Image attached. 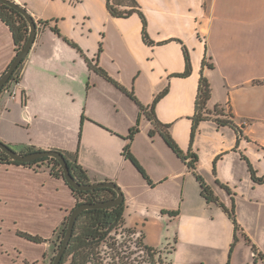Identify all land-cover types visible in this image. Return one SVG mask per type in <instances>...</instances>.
Returning a JSON list of instances; mask_svg holds the SVG:
<instances>
[{
  "label": "crops",
  "instance_id": "1",
  "mask_svg": "<svg viewBox=\"0 0 264 264\" xmlns=\"http://www.w3.org/2000/svg\"><path fill=\"white\" fill-rule=\"evenodd\" d=\"M15 1L36 20L37 35L16 97L8 92L14 83L2 92L8 102L0 108V140L21 153L58 150L77 160L92 183L115 182L130 218L124 228L145 242L137 225L165 226L168 264H264V183L250 171L264 176V0H137L152 46L143 40L140 16L113 17L107 0ZM183 46L192 73L177 77L186 66ZM15 55L12 32L0 19V77ZM87 60L144 107L167 88L156 116L170 124L185 153L191 148L198 156L196 169L219 202L203 197L193 171L141 107ZM201 75L211 88L207 109L227 107L232 124L219 125L216 118L224 116L212 115L191 143ZM134 127L130 150L150 181L123 155ZM75 206L71 187L47 165L0 164V264H48L55 231ZM225 208L234 210L237 231Z\"/></svg>",
  "mask_w": 264,
  "mask_h": 264
},
{
  "label": "trees",
  "instance_id": "2",
  "mask_svg": "<svg viewBox=\"0 0 264 264\" xmlns=\"http://www.w3.org/2000/svg\"><path fill=\"white\" fill-rule=\"evenodd\" d=\"M107 8L109 13L116 18H129L134 14H138L142 19L143 29L142 37L146 44L152 46L156 42L153 41L148 33V22L142 11V8L137 0H107ZM0 19L10 28L13 36L14 43L16 45V54L21 50V48L26 43L29 33V25L24 16L17 11L16 9L4 4L0 1ZM44 25H48L47 21H40ZM53 31L58 35H61L60 30L57 27L53 28ZM68 42L72 43L68 39ZM73 44V43H72ZM74 45V44H73ZM79 48L76 44L74 45ZM184 57L186 61L185 70L182 73H178L175 76L177 77H188L192 73V63L190 53L186 46H183ZM25 61V60H24ZM24 61L19 65V67L13 73L10 81L5 85L2 92L7 90L12 83L19 81L21 68ZM88 65L90 69L96 71L98 74L103 76L108 81L114 83L120 90L125 92L130 98H132L145 113L147 118L152 122L155 129L158 131L161 137L164 139L166 144L173 150V152L181 158L188 167L193 171L196 179L200 183L201 193L203 197L208 202H219L218 197L214 194L211 187L205 182L204 178L197 171V162L198 156L192 152L190 148L188 152H184L176 140L172 137L170 133V124L162 123L156 116L155 108L158 101L167 93V88H165L161 93H159L152 104L149 107H144L138 101L137 97L133 92L127 91L123 86H121L117 81L111 78L108 73L98 65H93L89 60ZM203 66L211 65L205 60L203 61ZM2 94V93H1ZM0 94V95H1ZM211 98V88L208 81L201 75L198 94L196 98V109L195 114L192 116V133H191V143L194 140L198 126L201 121L211 119L212 112L207 109L208 101ZM220 108V109H219ZM225 108L217 106L214 108L215 115H223L224 118H216V122L219 125H231L232 115L230 113H225ZM84 116L82 117V121ZM139 131L137 127H134L130 130L129 135L126 137L128 143L124 147L123 155L129 159L138 171L144 176L145 179L150 181L149 176L145 172L144 168L141 166L136 157L132 154L130 150V142L134 138V135ZM153 132V131H152ZM151 132V134H152ZM37 151V150H33ZM31 151V152H33ZM29 153V152H28ZM72 175L77 181L83 184L92 183L88 176L87 170L80 165L77 160H72L68 157L67 154L63 153ZM17 164L25 165L35 168H40L44 165H47L50 169V173L55 177H64L63 169L59 161L53 157H42L36 159L29 163H22L16 160H13L7 153L0 149V164ZM250 171L252 178L257 183H264V176L258 177L256 171L250 166ZM73 194L76 198V206L84 203H96L102 201H108L117 196V192L110 187H99L92 190H78L73 189ZM225 207L224 204H221ZM226 209V208H225ZM228 213L232 217L236 231L238 229V224L234 216V210H228ZM124 213H125V202L109 208H91L83 211L75 224L73 236L70 240V243L67 247V250L63 256V259L60 264L69 262L70 264H133L128 261V258L135 253L130 251L129 243H134L135 248L144 252L148 264L162 263L163 257L161 250H156L152 247H149L145 244L143 239V234L138 233L133 229L124 228ZM171 216L178 214L177 212H166ZM69 215L66 216L61 226L55 231V248L54 254H56L57 249L60 247L63 237L65 235L67 224H68ZM20 235L25 238L41 242L43 239L38 236L31 235L29 233L20 232ZM128 235V240H120V237ZM135 235H138L136 240H132ZM248 242L250 240L246 238ZM251 243V242H250ZM254 255L257 256V249L255 246H252ZM55 255L51 258V263ZM125 259L127 261H125Z\"/></svg>",
  "mask_w": 264,
  "mask_h": 264
},
{
  "label": "water",
  "instance_id": "3",
  "mask_svg": "<svg viewBox=\"0 0 264 264\" xmlns=\"http://www.w3.org/2000/svg\"><path fill=\"white\" fill-rule=\"evenodd\" d=\"M0 1L16 9L17 11H19L24 16V18L27 20L28 25H29V33H28V38L26 40V43L21 48V50L15 55L10 65L8 66L7 70L0 77V94H1L3 88L10 81L15 70L29 55L32 49V46L34 45L36 35H37V22L32 16V14L30 13V11L24 5L16 2L15 0H0ZM0 149L4 151L5 153H7L13 160H16L22 163H29L36 159L42 158V157H53L57 159L63 169V173H64L63 179L73 189L92 190V189H96L99 187H110L117 192V196L111 200L96 202V203L84 202V203H81L75 206L72 209L69 215L67 229L63 237L62 243L60 247L57 249V252L51 264L61 263L63 256L67 250V247L70 243V240L73 236L76 221L79 215L83 211L87 209H91V208L114 207L124 202V193L122 192V189L120 188L119 185H117L113 181H103V182H95V183H87V184H83L77 181L70 171L68 162L64 154L58 150H37V151L29 152V153H21V152L14 150L9 144L1 140H0Z\"/></svg>",
  "mask_w": 264,
  "mask_h": 264
},
{
  "label": "rangeland",
  "instance_id": "4",
  "mask_svg": "<svg viewBox=\"0 0 264 264\" xmlns=\"http://www.w3.org/2000/svg\"><path fill=\"white\" fill-rule=\"evenodd\" d=\"M7 102H8V95L5 94V93H2L0 95V108H2ZM223 108L226 109L227 107H223ZM211 112H212V115H215L214 110L211 111ZM14 150H16V149H14ZM154 200H158V198H154ZM124 218H125V220L127 219V222H129L130 218L127 217L126 213L124 214ZM127 224H130V223H127ZM136 228H137L138 231H142L144 233V235L146 236V238H145V244L147 246L152 247V248H154L156 250L163 251L162 252L163 260H162V263L161 264H168L169 260L167 258L168 256L166 255L167 252L165 250V245H164L165 244V240H163V238H162V234H163V232H165V226H162V227L159 226V224H158L157 221H153V222L152 221H149L145 225H142V224L137 225ZM138 235H135L134 238H132V240L133 241L136 240L137 237H139ZM6 238H7V240L9 242L12 243V241H11L13 239L12 235H9L8 237L6 236ZM127 238H128V235H125L123 237H120V240H123V239L126 240ZM129 245H130V251L131 250H132V252L135 251V253L133 255H131L130 258H128V261L131 262V263H133V264H148L146 262L147 259L145 258L146 255L144 254V252H142L139 249L135 248L134 243H129ZM125 261H127V260L125 259ZM48 264H51V259H50V261H49ZM156 264H159V263H156Z\"/></svg>",
  "mask_w": 264,
  "mask_h": 264
},
{
  "label": "built area",
  "instance_id": "5",
  "mask_svg": "<svg viewBox=\"0 0 264 264\" xmlns=\"http://www.w3.org/2000/svg\"><path fill=\"white\" fill-rule=\"evenodd\" d=\"M17 83H18V81H17V82H14V85H12V86L10 87V89L8 90V92H9V96H10L11 99H14V98L16 97L17 90H16V88H15V84H17Z\"/></svg>",
  "mask_w": 264,
  "mask_h": 264
}]
</instances>
